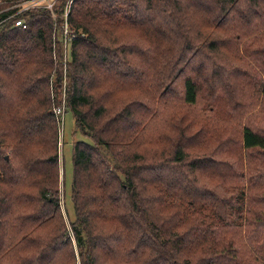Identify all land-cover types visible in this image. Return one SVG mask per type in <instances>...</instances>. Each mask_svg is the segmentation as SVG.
<instances>
[{"label":"trees","instance_id":"1","mask_svg":"<svg viewBox=\"0 0 264 264\" xmlns=\"http://www.w3.org/2000/svg\"><path fill=\"white\" fill-rule=\"evenodd\" d=\"M66 3L0 26V264H264V0L72 2L70 227Z\"/></svg>","mask_w":264,"mask_h":264},{"label":"rangeland","instance_id":"2","mask_svg":"<svg viewBox=\"0 0 264 264\" xmlns=\"http://www.w3.org/2000/svg\"><path fill=\"white\" fill-rule=\"evenodd\" d=\"M1 24L2 25H5ZM59 36V46L54 45L55 51L53 57L56 60H60L63 63V95L62 103L60 104L64 108V112L57 114L60 117V129H59V142H58V153H59V168H60V204L63 211V215L70 227L71 222L76 218L75 208L72 199V184H73V144L78 139H84L88 142H93L92 138L85 135L78 127L74 113L67 109L65 101V89H66V74H67V63L72 58V44L70 41L67 42L66 33L62 29L57 32ZM52 75L51 81L54 80ZM260 106H257V108ZM57 108V107H56ZM55 108V111H56ZM249 114V113H248ZM248 114L246 116H248ZM9 156V155H7Z\"/></svg>","mask_w":264,"mask_h":264},{"label":"built area","instance_id":"3","mask_svg":"<svg viewBox=\"0 0 264 264\" xmlns=\"http://www.w3.org/2000/svg\"><path fill=\"white\" fill-rule=\"evenodd\" d=\"M73 1L74 0H67L64 11L62 12L64 22L61 25V29L66 33L67 42H71L72 38L75 36V33L70 29V25L67 21ZM58 2L59 0H0V25L11 23L14 26L27 27V14L35 9H49L56 18L58 13L55 12V8ZM62 112H64V108L58 106L56 108V113L60 114Z\"/></svg>","mask_w":264,"mask_h":264}]
</instances>
